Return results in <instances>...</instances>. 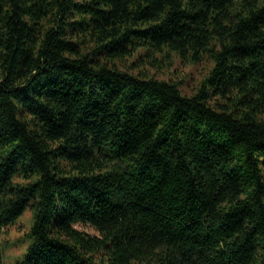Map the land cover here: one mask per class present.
Masks as SVG:
<instances>
[{
	"label": "trees",
	"instance_id": "trees-1",
	"mask_svg": "<svg viewBox=\"0 0 264 264\" xmlns=\"http://www.w3.org/2000/svg\"><path fill=\"white\" fill-rule=\"evenodd\" d=\"M27 207L12 264H264V0H0V258Z\"/></svg>",
	"mask_w": 264,
	"mask_h": 264
},
{
	"label": "rangeland",
	"instance_id": "rangeland-1",
	"mask_svg": "<svg viewBox=\"0 0 264 264\" xmlns=\"http://www.w3.org/2000/svg\"><path fill=\"white\" fill-rule=\"evenodd\" d=\"M131 60L133 59L126 62L123 67H128ZM211 65L212 61L208 58L199 63H189L176 58L174 65L171 67L165 65L151 66L147 64L141 69H146L149 74L159 78L181 81L183 93L189 95L195 92ZM131 70L137 73L139 67H133ZM14 180H16V178ZM33 223L34 212L31 207H27L24 213L19 216L13 224L6 227L5 233L1 236L3 256L0 258V264H12L15 258L24 252L26 246L32 241L29 234ZM76 226L90 233L99 234V231L91 225L77 223Z\"/></svg>",
	"mask_w": 264,
	"mask_h": 264
}]
</instances>
